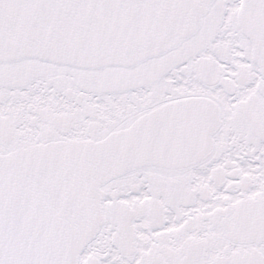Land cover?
<instances>
[{"label": "snow or ice", "instance_id": "1", "mask_svg": "<svg viewBox=\"0 0 264 264\" xmlns=\"http://www.w3.org/2000/svg\"><path fill=\"white\" fill-rule=\"evenodd\" d=\"M0 264H264V0H0Z\"/></svg>", "mask_w": 264, "mask_h": 264}]
</instances>
